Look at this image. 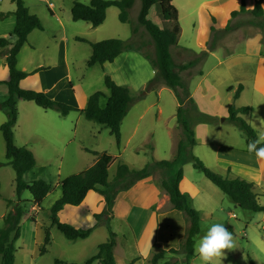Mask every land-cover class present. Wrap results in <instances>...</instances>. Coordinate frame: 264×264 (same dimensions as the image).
<instances>
[{
    "label": "rangeland",
    "instance_id": "374dc122",
    "mask_svg": "<svg viewBox=\"0 0 264 264\" xmlns=\"http://www.w3.org/2000/svg\"><path fill=\"white\" fill-rule=\"evenodd\" d=\"M79 1L89 4L90 0ZM244 1L248 10L252 9L256 2V0ZM50 2L54 4L53 11L59 17L58 19L49 11ZM24 3L28 7L29 12L40 19L42 29H37V34L39 35L35 37V41L32 43L35 48L25 45L19 51L17 56L18 67L25 66L26 69H32L33 65L40 63V58L43 56L41 65L52 64L55 60H59L60 54L66 49L68 61H71L69 66L72 70L73 89L83 100V106H86L88 101L86 95L91 91H102L106 95L108 94L104 84L105 71L112 76L109 68L104 70L100 64L87 65L86 62L91 54L90 42L108 38L130 41L133 42V47H140V49L133 48L128 50L139 51L143 58L147 60H144L145 65L140 62L138 66L133 61L128 60L122 62L121 59H116L113 61L116 65L112 69L113 71L117 70L120 75L113 76L112 79L118 84L126 85L133 98L124 117L125 119L122 120L123 124L121 122L120 125L121 143L119 148L116 146L114 136L111 135L107 127L87 120L83 115H79L77 110L70 111L63 116L55 109H43L32 101H17L18 118L13 128L14 143L17 146H26L30 150L31 148L34 149L37 156L36 167L29 171L28 176L35 177L33 179L42 178L46 180L52 185V190L49 193L50 195L46 196L41 202V209L36 212H31L32 204L30 202L27 200L21 202L25 213L20 222L19 237L14 243L16 248L14 264L79 263L85 261L96 252L97 244L107 239L108 230L104 224L87 239L69 240L55 226H51L48 212L50 203L57 195L59 198L61 193L58 182L70 174L81 172L89 167L93 159L96 158L93 152H107L118 157L117 162H114L109 169V178L113 177L112 175H114L117 165L122 162L129 167L139 166L142 163V167L148 162L170 160L175 154L176 146H173L171 136L167 135V128H172L177 141L184 137V132L178 127L176 122L175 114L177 108L175 103H177V99L173 91L166 87L160 97L156 93L158 86L153 89H147L148 81L143 85H138L142 82L140 81L141 78L146 76L147 72L150 74L151 69H153L146 55L154 56L151 37L144 28L139 27L135 36L132 34V27L136 24L140 8V0H135L133 6L129 9L127 22L119 21V9L116 6H111L106 12L104 22L97 27H93L86 21H74L72 19L69 8H71L73 0H24ZM172 3L178 11V24L181 28L177 43L188 47L180 55L175 56V60L182 59L187 62L188 59L194 57L195 53L199 54L203 50L197 46L195 28H193L194 23H199L201 38L204 32L206 33V47L212 46V49H216L218 52L219 49L224 52L234 51L233 53L243 51L244 43L247 40L244 41L243 37L239 38L240 35L254 30H261L264 41V21L254 17L249 11L240 14L232 22L233 18L230 12L239 8L240 0H172ZM261 5L264 8V0H261ZM11 7H14L11 0L0 1L2 10L10 9ZM157 7V5H154L151 8L149 18L161 27H171L170 22L162 19ZM4 13L9 14L8 12ZM7 15L0 17V37H8L14 41L15 36L12 34L14 16L13 14ZM61 22L63 25H61ZM227 24H232L233 28L239 27V31L235 34H230L229 39L226 40L227 43H224L221 41V37H223L221 34L227 33L228 30H225ZM211 27L214 28V31H211ZM43 29L57 30L58 32L64 30L68 40L66 39V43L61 41L58 45H55L54 41H48L50 44L47 46L48 34L47 38H44L42 36ZM72 35L81 37L84 40L74 41ZM262 56H264V50H262ZM206 58L203 59V62ZM174 63L177 64L176 61ZM118 64L121 65L116 68ZM130 68L134 70V73L127 80L126 78L130 76ZM249 71L250 69L245 70L246 73H249ZM0 84V104H2L4 101H2V97H5L7 88L4 83ZM247 86L243 94L241 93L239 103L244 102L240 106H245L247 103L252 102V105L247 104L253 108L249 123L252 124L253 128L256 127L258 142H264V98L253 95L251 87L247 88ZM157 98L160 100H157ZM173 98L176 100L175 103ZM105 101L106 97L101 98L100 105L103 106ZM158 104L161 108V113L156 117ZM0 110L1 114L6 116L7 109L3 107ZM141 110H147L145 111L147 114L143 120L138 121L140 124L133 138L125 144L127 138L131 135L132 126L137 122L135 113ZM79 116H81L80 122L77 123ZM5 119L7 120V116ZM220 119L219 117L213 120L214 124L210 127V142L215 141V143L221 142L230 146L244 147L245 142L242 136L244 133L229 120L226 119L224 122H220ZM68 126H71L70 131ZM66 128L67 132L64 133ZM90 128L93 130L89 133ZM212 146L213 144H208L207 149L210 151ZM200 148V145H197L190 149L189 152L200 158ZM200 159L202 160V158ZM5 161V144L0 131V200H4L3 203L0 201V209L2 210L7 200H15L12 199L15 187V172L9 165L4 164ZM202 161L211 170L225 177H240L253 182V190L258 195V201L264 205V172L259 184L256 181L244 178L249 176L248 173H240V171L236 172L232 169L230 173L220 172L219 164L215 163L214 149L210 152L209 159H203ZM156 170L152 173L157 172ZM182 171L201 192L200 195L194 198L188 192H184L189 196L191 205L200 212L201 231L195 237V255L193 258L187 262L184 258V253H179L174 255L172 259H176L179 264H251V260L253 264H264V211L253 212L240 208L216 185L209 181L201 171L195 169L192 163L184 164ZM165 172L167 171L163 169L162 176L167 174ZM31 180L26 181L29 182ZM145 188L142 186L138 187L134 200L141 201L143 199ZM150 189L151 194L145 195L149 198L144 202L151 201L154 198L153 195L156 196L157 187L155 184ZM20 196L29 197V193L27 190H22ZM153 201L150 202V205L153 204ZM67 206V208L73 207ZM9 209L10 207L8 206ZM2 223L3 217L0 218V226ZM110 226L117 235L116 243H118V248L115 249V254L121 260L119 247H125V251H134L132 247L133 235L123 223L112 222L111 219ZM44 227H49L50 242L46 245V250L41 252L44 244ZM36 233H38V244L37 241L36 244L34 242ZM33 247H35V252L30 254ZM136 262V264H150L148 258ZM93 264L100 263L94 261Z\"/></svg>",
    "mask_w": 264,
    "mask_h": 264
},
{
    "label": "trees",
    "instance_id": "16d2710c",
    "mask_svg": "<svg viewBox=\"0 0 264 264\" xmlns=\"http://www.w3.org/2000/svg\"><path fill=\"white\" fill-rule=\"evenodd\" d=\"M15 4L12 14L15 17V24L12 34L15 40L11 41L8 37H0V55H5L8 68V79L4 82L7 85L8 96L2 102L5 107L7 120L0 125L5 144V163L15 172V192L16 200H7L10 207L3 216V223L0 226V264H14L15 261V241L20 234V222L24 215V208L20 193L27 190L29 197L27 201L39 207L43 199L51 192L52 185L42 178H36L29 182L23 179V175L36 167V158L32 150L26 146H17L14 143V126L18 117L17 101H32L43 109H55L61 115H67L70 111H80L82 115L90 121L99 123L107 127L114 136L115 144L119 148L121 143L120 125L126 115L133 98L126 85L115 82L108 72L104 74V84L108 90L106 95L102 91L92 93L84 108L67 105L60 100H56L47 95L44 91H36L20 87V81L30 73L20 70L17 67V56L20 49L28 43V35L34 29H42L40 19L29 12L24 0H11ZM135 0H90L89 4H84L79 0H73L70 8L71 17L74 21L82 20L89 22L93 27L103 23L106 17V9L116 6L119 9L118 19L121 22L128 21L129 9ZM157 5L160 16L164 21L170 22L171 27H161L149 18L151 8ZM249 11L254 17L264 21V8L261 0H256L252 9L248 10L244 0H240L237 10L230 12L231 17ZM7 13H0L4 17ZM143 27L149 34L154 47V56L146 57L150 60L155 75L151 78L146 88H155L160 83L170 87L179 102L176 110V122L178 127L184 132V137L180 138L176 145V151L170 160H158L146 163L140 169H134L124 163H119L115 173L109 179V169L116 161L117 156L107 152L97 153L93 164L81 172L70 174L59 182L61 195L49 208V219L51 226H55L67 239L76 240L88 237L93 230L89 228H76L67 222L58 219V211L65 205L76 206L82 202L89 190H94L105 201V209L101 213L93 214L95 225L105 224L108 230V237L105 241L97 245L96 252L85 261L69 264H93L98 261L100 264H116L114 257V247L116 245V233L111 229L110 220L113 217L112 206L119 190L130 187L137 180L144 179L151 175L156 169L167 171V178H162L160 183L173 209L181 211L187 218L188 226L186 234L179 248L163 249L154 246L152 254L148 258L150 264H179L174 255L184 253V258L188 262L194 257L195 237L200 233V212L196 210L190 202L189 196L180 190L179 184L183 178L182 166L184 163H192L193 167L201 171L204 176L216 185L225 195H227L237 206L244 210L261 212L264 205L258 201V195L254 192L253 182L246 179L235 177H225L207 167L204 162L189 152L195 145L192 121L188 110L183 107L186 101L192 102L189 98V90L186 83L180 78V71L188 69L207 57L212 46L206 47L201 52L195 53L194 57L188 59L184 64H175L171 47L176 45L181 28L178 24V11L173 5L172 0H140V8L136 18V24L132 27V34ZM233 30L232 24H227L225 30ZM211 31L214 28L211 27ZM84 40L83 38H78ZM91 54L87 60V65L100 64L105 70V63L113 62L123 51L128 49H140L133 47V42L124 41L119 38H108L96 42H90ZM232 88H230L231 90ZM243 90V84H237L233 98L237 99ZM106 97L105 104L100 105V99ZM253 111L252 106L230 105L228 108L227 120L234 123L245 135L246 151L253 152L258 156H264V142H258L257 131L251 126L249 121L244 118ZM201 120H214L209 116H200ZM230 228V227H229ZM125 236V234H124ZM50 242L49 227H44V244L41 252L46 250V245ZM169 255V257H167ZM140 255L133 256L127 260V264H134L141 259ZM251 264L253 261L251 260Z\"/></svg>",
    "mask_w": 264,
    "mask_h": 264
},
{
    "label": "crops",
    "instance_id": "0c3cea01",
    "mask_svg": "<svg viewBox=\"0 0 264 264\" xmlns=\"http://www.w3.org/2000/svg\"><path fill=\"white\" fill-rule=\"evenodd\" d=\"M13 5L14 7H11L10 9L7 8L2 10V8H0V13L8 12L9 14H12V12L15 10V4L13 3ZM48 7L50 13L56 16L57 17L56 19H58L59 17L53 11L54 4L50 2ZM110 7L107 8L106 12ZM69 12H70V8H69ZM9 14L7 16H9ZM240 14L233 17L232 22ZM14 24H15V17H14ZM61 25H63L62 22ZM193 28H195V34L198 44L197 46H199L201 49H206V41H207L206 33L204 32L203 37L202 38L200 37L201 29L199 27V23L198 24L194 23ZM37 31H38L37 29H34L29 33L28 43L24 44L23 46L29 45L31 48H35L32 45V43H34L35 37L39 35L37 34L38 33ZM237 31H239V27L234 28L231 31L229 29L227 33H225L224 35L221 34V36H223L221 37V41L227 43L226 40L229 39L230 34L233 33L235 34L237 33ZM47 34H48V39L46 41L47 46H49L50 44L49 42L52 41L55 42V45H58L59 42L64 41L66 43L68 40V36L64 30L58 32L57 30L53 31L51 29H47L42 32V36L44 38H47ZM243 34L240 35L239 37V38L243 37L244 41L247 40L244 43L243 51L233 53L234 51L224 52L222 51V49H219L218 52L216 49H211L204 62L201 61L200 64L194 67L180 71L179 75L180 78L183 79L182 80L183 83H186L188 86L189 98H192V102L186 101L183 105L185 110H188V114L192 121V128L194 131V138L196 141L195 145H193L190 149H192L197 145H200L201 148L199 150V156L200 158H202V160L209 159V154L214 149L215 163L219 164L220 172L230 173V171L234 170L236 172L240 171V173H248L249 176H246L244 178H248L249 180L256 181L257 184H259L261 176L264 172V167H263L264 157L258 156L253 152H249L245 150L247 147L245 135L244 134L242 135L244 137V142H245L244 147L230 146L227 143H221V142L215 143V141L210 142L209 139L210 127L212 124H214V122L213 120L210 119H206V120L200 119V116L204 115V116L214 117L217 119L220 117L221 118L220 122H224L226 120V117L228 116V108L230 107V105L237 103L235 105L240 106L244 104V102L239 103L241 94L237 99L233 98L234 90L237 84L239 83L243 84V90L241 92L242 94L246 89V85H248L247 88L251 87L253 95L255 94L259 98H264V56H262V50H264L263 33L261 32V30L259 31L254 30L252 32L243 33ZM72 38L74 39V41L81 40L78 39L79 37H74L73 35ZM231 41H235V40H231ZM187 48L188 47L181 46L178 43L172 46L171 55L173 61H176L177 64H184L186 60L185 61L182 59L175 60V56L180 55V53H182L184 49ZM43 57L40 58V63L33 65L34 67L32 69H26L25 66H21L19 68L17 65V67L20 70L30 73L27 77H25L20 81V87L25 89L36 90V91H44L51 98L63 101V103L65 102V104L67 105L76 107L78 109L84 108L85 105L84 106L82 105L83 100H81V98L78 96L76 91L73 89L74 84L72 82V70L71 67L69 66V63H71V61H68L66 49H64V52L60 54L59 60L58 61L55 60V62L52 64L41 65L42 64L41 60L43 59ZM116 59H121L122 62L127 60L133 61L136 66H138L140 62H143V64L145 65L144 60H146L143 58V56L140 54L139 51H134V50L123 51L118 57H116ZM114 63L110 62L109 64L108 63L104 64L106 70L107 68H109L112 78L113 76L120 75L118 74L117 70L113 71L112 67L116 65ZM120 65L121 64H118L116 68L120 67ZM246 69H250L249 73L245 72ZM129 72H130V76L126 78L127 80H129L130 77L133 75L134 70L130 68ZM154 75H155V70L151 69V73L148 74L147 72V75L141 78L140 81L142 82L138 85L145 84L147 81L153 78ZM8 76L9 74H8L7 64L5 61V55H0V83H4L8 79ZM5 87L7 88L6 84ZM166 87L168 86H166L163 83H160L158 85V89L156 88L157 89L156 93L161 97L163 93V89H165ZM230 88L232 89L230 90ZM169 89L171 88L169 87ZM94 92L95 91H91L88 95H86L87 99ZM7 96H8V91L6 92L5 97H2V101L5 100ZM157 100L160 99L157 98ZM173 101L174 103L176 102L174 98ZM175 104L177 108L179 105L178 99H177V103ZM247 104L252 105V102ZM1 108L3 107L1 106L0 109ZM157 109L158 110L155 114L156 117H158V115L161 113V108L159 104L157 105ZM145 111L147 110H141L140 112L135 113L136 115L135 119H137V122L135 123L134 126H132L131 135L127 138L125 144H127L133 138L137 130V127L140 124L138 121L143 120L144 116L147 114ZM1 113L2 112L0 110V125L3 122H5L6 120L5 118L7 116V114L6 116H4V114ZM78 113L79 115H82L80 111H78ZM250 115L244 116V118L249 120V122L251 121ZM80 117L81 116L77 118V123L80 122ZM124 119L125 118H123V120ZM68 127H69L68 130L70 131L71 126ZM175 129H177V127H175ZM73 130L75 131V129ZM92 130L93 129L90 128L89 133ZM66 132H67V128L66 130H64V133ZM167 135L171 136V139L173 141V146L174 145L176 146L178 141L176 140L171 127L167 128ZM208 144H213L210 151L207 149ZM31 150L33 151L34 156L37 159L34 149L31 148ZM137 155L139 154L137 153ZM95 159H93L91 164L94 163ZM117 160L118 157L115 162H117ZM141 164L139 166L134 165L131 168L134 167V169H140L143 167V166L141 167ZM58 171L59 169L57 170V173ZM156 171H157L155 172L156 174L152 173L150 176L144 179L137 180L130 187L119 190L114 199L115 202L113 205L112 222L117 221L120 224L123 223L125 224L126 227L130 229L133 235L132 247L134 249V251L129 252V251H125V247H119V252H120L119 255L121 259L119 260L118 255L115 254V249L118 248V243H116L114 247V257L116 264H127V260L129 258L137 255H140L142 257L141 259L149 258L150 255L152 254L154 246H159L166 250L170 248L177 249L179 248L186 234V230L188 226V221L186 216L181 211H177L172 208L169 202L168 195L166 194L160 183L162 178L168 177V175L166 174L167 172H165L166 175L162 176L163 169L162 170L159 169ZM29 173L30 172L28 171L23 175L24 180L25 179L31 180L35 178V177L32 178V176H28ZM154 184L157 187V191H156V196L153 195L154 198L151 200V201L154 200L153 204L150 205L151 201L144 202L147 200V198H149L148 196L145 195L151 194L150 188ZM139 186L146 187L144 189L145 193L143 194L142 196L143 199L141 201L134 200V198L136 197L135 196L136 191ZM179 187L182 192H188L192 198L200 195L201 193L199 189L184 174L182 180L180 181ZM16 198L17 195L14 187V195L12 196V199L16 200ZM27 198L28 196L21 197V200H27ZM56 199H58V195L50 203V206ZM0 201L2 203L4 202L3 199H1ZM67 207L68 206L65 205L58 211L57 213L58 219L62 222L70 223L76 228H89L94 226L89 236L95 234L96 231L99 230L102 225H104L102 223L95 225L93 214L101 213L105 209L106 205L102 195H100L94 190H89L80 204L73 206L71 208L70 207L67 208ZM38 209H41L40 206L36 207L35 205H31V212H36L38 211ZM0 210H1L0 218H2L4 214H6V212L8 211L7 203L5 204L4 209L3 210L0 209ZM48 219H49V212H48ZM37 234L38 233H36V237L34 240L35 244L37 241ZM88 237L84 239H87ZM34 252H35V247L31 249L30 254H33ZM29 258L31 257L29 256ZM141 259H139L138 261H140Z\"/></svg>",
    "mask_w": 264,
    "mask_h": 264
},
{
    "label": "water",
    "instance_id": "95a60500",
    "mask_svg": "<svg viewBox=\"0 0 264 264\" xmlns=\"http://www.w3.org/2000/svg\"><path fill=\"white\" fill-rule=\"evenodd\" d=\"M2 106V104H0V107Z\"/></svg>",
    "mask_w": 264,
    "mask_h": 264
}]
</instances>
